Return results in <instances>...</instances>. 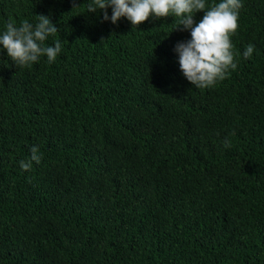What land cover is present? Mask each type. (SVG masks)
<instances>
[{
  "label": "trees",
  "instance_id": "16d2710c",
  "mask_svg": "<svg viewBox=\"0 0 264 264\" xmlns=\"http://www.w3.org/2000/svg\"><path fill=\"white\" fill-rule=\"evenodd\" d=\"M86 3L0 0V30L47 15L63 46L0 53V264H264V0H242L237 67L209 88L180 71L174 17Z\"/></svg>",
  "mask_w": 264,
  "mask_h": 264
},
{
  "label": "clouds",
  "instance_id": "9594fccd",
  "mask_svg": "<svg viewBox=\"0 0 264 264\" xmlns=\"http://www.w3.org/2000/svg\"><path fill=\"white\" fill-rule=\"evenodd\" d=\"M86 4L87 13L100 10L103 20L112 24H117L121 18L136 26L149 17H174L177 23L173 30L182 26L181 30L190 33V39L178 41L173 50L182 75L197 88L214 86L225 79L229 69L237 67L231 37L238 29L242 0H219L211 5L208 0H87ZM201 11L202 18L195 20ZM58 30L51 17L43 14L35 15L31 21H21L19 26L9 21L0 30V53L6 52L18 66H30L41 57L54 63L63 51L62 43L56 40L46 45V41ZM255 50V44L249 43L242 55L249 59ZM30 151V158L19 161L21 170H30L33 162L39 164L42 160L38 146L33 145Z\"/></svg>",
  "mask_w": 264,
  "mask_h": 264
}]
</instances>
